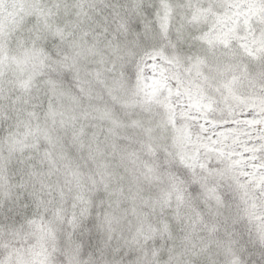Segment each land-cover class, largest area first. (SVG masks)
I'll list each match as a JSON object with an SVG mask.
<instances>
[{
  "label": "clouds",
  "instance_id": "obj_1",
  "mask_svg": "<svg viewBox=\"0 0 264 264\" xmlns=\"http://www.w3.org/2000/svg\"><path fill=\"white\" fill-rule=\"evenodd\" d=\"M0 264H264V0H0Z\"/></svg>",
  "mask_w": 264,
  "mask_h": 264
}]
</instances>
